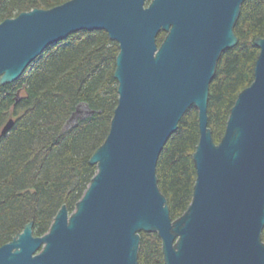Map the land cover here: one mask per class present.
Returning a JSON list of instances; mask_svg holds the SVG:
<instances>
[{"label":"water","instance_id":"1","mask_svg":"<svg viewBox=\"0 0 264 264\" xmlns=\"http://www.w3.org/2000/svg\"><path fill=\"white\" fill-rule=\"evenodd\" d=\"M244 1L67 0L0 21V86L72 33L104 30L118 44V100L89 158L95 174L44 234L34 235L30 220L1 244L0 264H138L141 232L157 234L164 264H264V36L253 41V80L237 94L218 142L208 121L209 85L221 54L238 42ZM190 107L196 176L189 204L172 218L156 164ZM91 112L79 104L69 122Z\"/></svg>","mask_w":264,"mask_h":264},{"label":"trees","instance_id":"2","mask_svg":"<svg viewBox=\"0 0 264 264\" xmlns=\"http://www.w3.org/2000/svg\"><path fill=\"white\" fill-rule=\"evenodd\" d=\"M65 1L0 0V21ZM234 32L238 42L221 54L209 85L208 121L215 142L237 94L253 80L258 54L253 41L264 36V0L242 3ZM117 52L106 31L81 30L46 47L17 80L0 86V245L30 220L33 234H44L62 204L74 209L96 172L89 158L105 139L117 105ZM79 104L92 112L70 123ZM9 119L11 128L1 133ZM198 137L197 110L190 107L157 160L158 185L172 218L191 199ZM140 236L138 264H164L157 234Z\"/></svg>","mask_w":264,"mask_h":264},{"label":"flooded vegetation","instance_id":"3","mask_svg":"<svg viewBox=\"0 0 264 264\" xmlns=\"http://www.w3.org/2000/svg\"><path fill=\"white\" fill-rule=\"evenodd\" d=\"M15 234H16V233H15ZM15 234H14V235H15ZM14 235H13V236H14ZM13 236H12V237H13ZM12 237H11V239H12ZM11 239H10V240H11ZM10 240H8V241H10ZM8 241H7V242H8Z\"/></svg>","mask_w":264,"mask_h":264}]
</instances>
